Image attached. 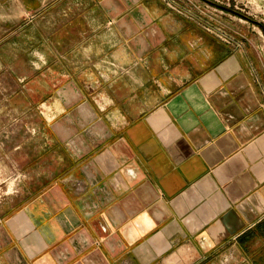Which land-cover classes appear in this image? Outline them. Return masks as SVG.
Returning <instances> with one entry per match:
<instances>
[{"label":"crops","instance_id":"0c3cea01","mask_svg":"<svg viewBox=\"0 0 264 264\" xmlns=\"http://www.w3.org/2000/svg\"><path fill=\"white\" fill-rule=\"evenodd\" d=\"M201 4L50 1L0 118V264H264L263 41Z\"/></svg>","mask_w":264,"mask_h":264},{"label":"rangeland","instance_id":"374dc122","mask_svg":"<svg viewBox=\"0 0 264 264\" xmlns=\"http://www.w3.org/2000/svg\"><path fill=\"white\" fill-rule=\"evenodd\" d=\"M32 1L0 0V118L3 114L6 119L12 117L8 105L14 90L10 71L28 70L29 58L24 50L29 47L30 37H46L45 26L57 19L51 8L45 10L51 0H37L36 10L29 8ZM199 1L203 3L201 11L208 14V23L214 28L229 36L239 33L250 41H263L264 47V0ZM16 176L0 173V199L15 192Z\"/></svg>","mask_w":264,"mask_h":264}]
</instances>
